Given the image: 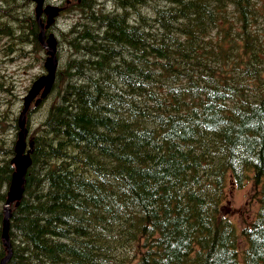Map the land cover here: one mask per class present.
<instances>
[{
  "label": "trees",
  "instance_id": "trees-1",
  "mask_svg": "<svg viewBox=\"0 0 264 264\" xmlns=\"http://www.w3.org/2000/svg\"><path fill=\"white\" fill-rule=\"evenodd\" d=\"M113 1L118 11L80 2L91 7L96 39L77 26L67 32L76 53L57 74L63 92L42 122L57 138L42 140V151L29 138L8 264L98 262L101 244L105 264H264V0H170L149 13L146 0ZM8 8L1 0L0 12ZM63 72L93 86L59 84ZM11 154L0 147V188L14 171ZM250 173L260 184L258 208L239 251L221 204L226 187ZM62 176L44 207L39 185L43 192ZM109 190L136 209L115 211Z\"/></svg>",
  "mask_w": 264,
  "mask_h": 264
},
{
  "label": "rangeland",
  "instance_id": "rangeland-1",
  "mask_svg": "<svg viewBox=\"0 0 264 264\" xmlns=\"http://www.w3.org/2000/svg\"><path fill=\"white\" fill-rule=\"evenodd\" d=\"M9 4V8L5 11L0 12V137L6 140V143H0V147L7 149L12 148V140L18 134V116L23 108L26 95L28 100L34 95V93L41 88V91L45 89L43 83L48 84L50 77L46 78L48 72L51 74L53 81L50 85L49 93L43 98L35 108L31 109L27 114V142H29L30 136L36 138L35 146L38 151L43 149L38 147L40 142L47 137L52 138L47 140L48 144H52L54 138H57L55 134L50 130L49 127L43 126L42 122L47 116L49 108L58 102V94H62V88H59L56 84L57 74L61 71L69 58L76 52L72 50V38L69 30L77 26V29H83L82 35L85 34V30H88L89 38L96 39L98 35L96 28L94 29V22L92 21L91 7L85 9L80 6L81 0H38L39 8L37 13L40 14L41 19L44 23H50L48 28L44 29L45 38H49L47 45L53 50L54 39L56 40V47L54 58L56 59V66L50 63V53L46 48L40 51L39 48L42 46L40 42H34L33 33L35 29L39 31V27L35 22V11L37 3L35 0H5ZM94 3V9L97 12L100 11H118L115 7L113 0H92ZM170 5V0H146V7L143 8V12L149 13L151 10H159L165 6ZM45 10L47 12H45ZM48 13L51 18L46 14ZM245 15L256 18L257 16L251 13L244 12ZM153 16V13L150 14ZM89 21V22H88ZM100 23V22H99ZM80 25V26H78ZM93 25V26H92ZM147 29V25H145ZM7 34V35H6ZM110 34V33H109ZM77 36V33L74 35ZM73 36V37H74ZM54 38V39H53ZM101 43V40L97 41ZM44 47V46H43ZM47 60V61H46ZM46 62V64H45ZM59 62V63H58ZM50 65V68H48ZM89 74H92L87 70ZM42 78L38 84L34 83ZM70 75H66L63 72L58 80L59 84H66L73 88H82L83 85L93 86L91 83H78L77 81H71ZM32 90V91H31ZM86 91V90H84ZM28 93V94H27ZM131 114L134 116L133 120L138 121L141 116L138 112L129 107ZM66 116V115H64ZM117 117V115H115ZM119 118L127 121V119ZM57 123H60L57 122ZM111 129V128H110ZM23 136V135H22ZM23 138V137H22ZM21 138V139H22ZM17 139V137H16ZM100 135L92 141V143L99 144ZM34 142V140L32 141ZM21 145V140L19 147ZM38 145V146H37ZM28 148V145L27 147ZM32 149V150H31ZM30 151H33V147ZM55 153V152H54ZM69 151L58 153L59 156L67 155ZM13 156V154H11ZM10 158V155H9ZM17 159L22 162L21 174L24 165L29 162L27 156L21 157V150L19 148ZM92 156H88L87 164H92ZM48 158H42L41 163L47 162ZM11 162V161H10ZM12 164V163H11ZM59 168L63 167L62 162L58 161ZM40 167V166H39ZM42 168L32 169L31 174L38 172ZM41 170L36 176L41 175ZM250 177L244 180V183L240 185L229 184L225 189L224 199L222 201V214L232 220L235 224L236 230L239 233L237 246L238 250L241 251L245 246V240L240 234L241 230L248 226L255 217L259 196L260 184L255 183L252 174ZM20 177V176H19ZM109 175L106 178L109 180ZM63 178L52 177L49 179V189L42 192V187L39 185V193L43 194L42 204L44 207L50 202L53 193L59 188V181ZM110 181L108 182V188ZM8 185L5 184L0 188V193L6 191ZM116 195L111 190L108 191L106 202L110 207H113L115 211L123 213H129L136 209L134 204L129 201L119 200L117 201ZM11 197L8 199L10 200ZM2 202L0 201V212L2 219ZM1 228L2 221L0 222V247L4 249L1 240ZM89 228H85L80 232L81 238H87ZM99 245L100 242H97ZM89 246V242L86 241ZM101 247H97L96 250L99 252L100 261L90 262L93 257L89 256V262L87 264H105L107 251L105 245L101 244ZM90 248V246H89Z\"/></svg>",
  "mask_w": 264,
  "mask_h": 264
},
{
  "label": "water",
  "instance_id": "water-1",
  "mask_svg": "<svg viewBox=\"0 0 264 264\" xmlns=\"http://www.w3.org/2000/svg\"><path fill=\"white\" fill-rule=\"evenodd\" d=\"M45 12H47V11L45 10ZM40 15H41V11H40V14L37 13V21H38L39 27H40L39 36L41 34V37L40 38L38 37V39H39L40 43L42 44V46H44V44H46V38H45V35L43 34L44 33V27H48L50 23L47 22V24L44 26V23L42 22ZM55 47H56L55 44L53 45V50H51V48L49 47L50 50H51V53H52V58L51 59H52V63H53L54 66H56V59L54 58ZM47 53H49V51ZM48 59H50V57ZM49 75H50V82L48 84H46V83L43 84V85H46V87L41 92L40 97L36 99L35 104H38L41 101V99L44 98L50 91V85L52 83L53 78H52L51 74H49ZM44 77H46V76H44ZM44 77H41L39 80H41ZM35 84H34V86H35ZM41 88L42 87L38 88V90L34 93V95L29 100H27V101L25 100L26 101V103H25L26 105H23V108H22V110H21V112L19 114L20 118L18 117V119H19V125H18L19 126V132L18 133H19V136H20V133L22 131V135H23V136H21V138L22 137L23 138L21 139V145L19 147L20 150H21V154L22 155H24L23 153H24L25 146H26V136H27V128L25 127L26 113H27V110L30 107V104L34 100V98L40 93ZM26 97H28V95ZM16 143H18V140H17ZM16 147H17V145H15V149H14L15 152H16ZM22 155H21V157H25V156H22ZM25 155L29 157V152H27V154H25ZM11 162L15 163V157L13 158V160H11ZM28 164H29V162L26 165H24L23 170H22L20 175H19V173L21 171V164H20L19 171L13 173L12 177H14V178H13L12 185H13V183H15L17 189L15 190V194L12 195V186H10L7 195L10 196L11 199L8 200L9 198L7 197V199L5 201V204L3 206L4 218H3V223H2V229L4 228V238H2V242H3V245L6 248V251H7V253L3 256V258H5L3 260V262H4L3 264H6V261L10 259L11 254H12V246H11V242H10V238H9V218H10V215H11L10 205L14 201H15V205H17L19 200L22 197V192H23V186L22 185L24 183V172H25V169H26ZM15 166H16V163H15ZM1 235H2V232H1Z\"/></svg>",
  "mask_w": 264,
  "mask_h": 264
},
{
  "label": "bare ground",
  "instance_id": "bare-ground-1",
  "mask_svg": "<svg viewBox=\"0 0 264 264\" xmlns=\"http://www.w3.org/2000/svg\"><path fill=\"white\" fill-rule=\"evenodd\" d=\"M36 1V3H37V8H36V11H35V16H36V20H37V10H38V8H39V2H38V0H35ZM38 22V21H37ZM38 25H39V23H38ZM41 37V34H40V36H39V38ZM49 41H47L46 42V44H44V46L48 49V51H49V53H50V63L52 62V53H51V50H50V48H49V46H47V43H48ZM59 63V62H58ZM48 68H50V65H49V67ZM50 73L48 72V74L46 75V78H49L50 77V75H49ZM39 81L40 80H37L36 81V84H38L39 83ZM44 84V83H43ZM43 84H40V86L41 85H43ZM32 91V90H31ZM26 101L28 100V97H26V99H25ZM26 101L24 102V105H26L25 103H26ZM19 118H20V116H19ZM18 125H19V119H18ZM21 136H22V131H21V133H20V136H19V138H18V143H17V147H16V153H15V163H16V170L17 171H19V169H20V164H22V162H20L18 159H17V153H18V151H19V143H20V140H21ZM12 160H13V158H12ZM15 163L13 162L12 164L14 165V169H15ZM17 188H16V184L15 183H13V185H12V195H14L15 194V190H16ZM8 198H10V196H8ZM2 238H4V228L2 229ZM3 258V257H2ZM1 258V259H2ZM0 259V263L1 264H3L4 262H3V260L5 259V258H3L2 260ZM10 260V259H9ZM9 260H7L6 261V264H8V261ZM12 261V260H11Z\"/></svg>",
  "mask_w": 264,
  "mask_h": 264
}]
</instances>
